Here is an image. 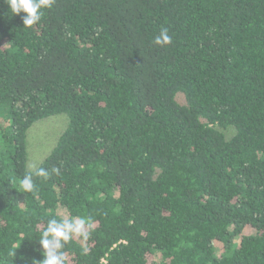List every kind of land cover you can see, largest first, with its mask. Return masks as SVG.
Listing matches in <instances>:
<instances>
[{
	"label": "trees",
	"instance_id": "trees-1",
	"mask_svg": "<svg viewBox=\"0 0 264 264\" xmlns=\"http://www.w3.org/2000/svg\"><path fill=\"white\" fill-rule=\"evenodd\" d=\"M25 15L0 0V264L42 261L44 226L74 216L93 227L57 250L68 264H264V0ZM58 114L37 168L60 173L21 193L28 131Z\"/></svg>",
	"mask_w": 264,
	"mask_h": 264
},
{
	"label": "clouds",
	"instance_id": "clouds-1",
	"mask_svg": "<svg viewBox=\"0 0 264 264\" xmlns=\"http://www.w3.org/2000/svg\"><path fill=\"white\" fill-rule=\"evenodd\" d=\"M5 2L9 5L14 15H19L22 12L26 14L23 17V24L24 27L30 28L41 20L43 10L50 9L55 3V0H5ZM171 40L172 37L168 34V30L163 29L160 35L155 38L154 43L164 46L170 44ZM52 173L59 175L60 169L56 167L49 171L33 165L32 171L19 180L18 186L20 192L34 193L35 185L33 176L48 178ZM92 227L93 223L90 217L74 216L71 219L62 218L61 222H58L57 219L50 220L47 226H44L39 238V243L44 250L42 252L44 258L42 261H34L35 264H68L66 254L64 252L57 254V250L61 249L74 237L88 241ZM83 250L85 252L88 251L86 247Z\"/></svg>",
	"mask_w": 264,
	"mask_h": 264
},
{
	"label": "rangeland",
	"instance_id": "rangeland-1",
	"mask_svg": "<svg viewBox=\"0 0 264 264\" xmlns=\"http://www.w3.org/2000/svg\"><path fill=\"white\" fill-rule=\"evenodd\" d=\"M67 119L64 114H58L47 119L36 122L28 131V168L39 163L50 154L54 148L60 133L64 130ZM66 217V215L64 214ZM254 231L248 228L246 232ZM219 253L223 251V246L217 244Z\"/></svg>",
	"mask_w": 264,
	"mask_h": 264
}]
</instances>
